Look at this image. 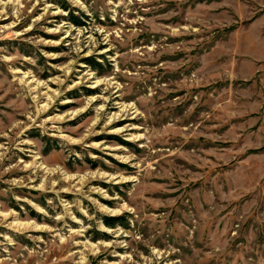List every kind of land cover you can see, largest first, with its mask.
Returning <instances> with one entry per match:
<instances>
[{
	"label": "rangeland",
	"instance_id": "374dc122",
	"mask_svg": "<svg viewBox=\"0 0 264 264\" xmlns=\"http://www.w3.org/2000/svg\"><path fill=\"white\" fill-rule=\"evenodd\" d=\"M53 1L0 0V264H264V0Z\"/></svg>",
	"mask_w": 264,
	"mask_h": 264
},
{
	"label": "trees",
	"instance_id": "16d2710c",
	"mask_svg": "<svg viewBox=\"0 0 264 264\" xmlns=\"http://www.w3.org/2000/svg\"><path fill=\"white\" fill-rule=\"evenodd\" d=\"M55 4L59 5L62 7V9H64L65 11L69 12V14H71V16L69 17L70 18V21L76 25V26H85L86 23H83L79 17H76V16H72V9L69 5H67V1L66 0H58V1H53ZM87 64L90 65L93 69H98L97 67H100V63L93 59V58H90L88 61H87ZM123 217H105L104 218V223L107 227H110V228H116L117 226H123V227H126V222L123 221Z\"/></svg>",
	"mask_w": 264,
	"mask_h": 264
}]
</instances>
